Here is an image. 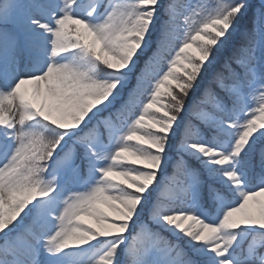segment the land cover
Returning a JSON list of instances; mask_svg holds the SVG:
<instances>
[{
	"label": "snow or ice",
	"instance_id": "1",
	"mask_svg": "<svg viewBox=\"0 0 264 264\" xmlns=\"http://www.w3.org/2000/svg\"><path fill=\"white\" fill-rule=\"evenodd\" d=\"M0 264H264V0H0Z\"/></svg>",
	"mask_w": 264,
	"mask_h": 264
},
{
	"label": "rangeland",
	"instance_id": "2",
	"mask_svg": "<svg viewBox=\"0 0 264 264\" xmlns=\"http://www.w3.org/2000/svg\"><path fill=\"white\" fill-rule=\"evenodd\" d=\"M254 2H258V0H254Z\"/></svg>",
	"mask_w": 264,
	"mask_h": 264
}]
</instances>
